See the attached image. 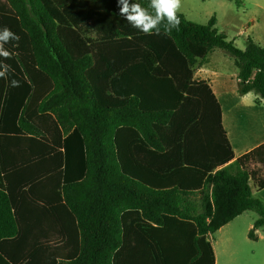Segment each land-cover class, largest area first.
Returning <instances> with one entry per match:
<instances>
[{
	"label": "trees",
	"instance_id": "trees-1",
	"mask_svg": "<svg viewBox=\"0 0 264 264\" xmlns=\"http://www.w3.org/2000/svg\"><path fill=\"white\" fill-rule=\"evenodd\" d=\"M180 17L145 35L116 0H0V28L20 37L0 79V264H216L212 236L251 210L256 238L264 144L235 156L194 73L220 48L260 103L264 46Z\"/></svg>",
	"mask_w": 264,
	"mask_h": 264
},
{
	"label": "rangeland",
	"instance_id": "rangeland-1",
	"mask_svg": "<svg viewBox=\"0 0 264 264\" xmlns=\"http://www.w3.org/2000/svg\"><path fill=\"white\" fill-rule=\"evenodd\" d=\"M180 13L200 24L208 23L215 16L217 29L241 49L246 47L248 38L264 45V0H182ZM215 51L222 57L218 70H212L226 77L236 74L234 58L222 49ZM255 198L264 203L261 196L255 195ZM259 217L256 211H246L212 236L216 264H264V226L256 230L255 239L249 237Z\"/></svg>",
	"mask_w": 264,
	"mask_h": 264
},
{
	"label": "crops",
	"instance_id": "crops-1",
	"mask_svg": "<svg viewBox=\"0 0 264 264\" xmlns=\"http://www.w3.org/2000/svg\"><path fill=\"white\" fill-rule=\"evenodd\" d=\"M255 42L260 45L262 44L261 41L256 40ZM221 57V54L216 52L215 49L210 52L205 61H201L196 65L194 78L198 81H207L220 101L223 111V126L233 147L235 156L238 158L264 144V100L256 103L258 96L255 93L249 92L245 95L239 93L238 71L236 74L230 75V77L213 71V68L218 70ZM234 77L236 80L233 79ZM234 81L236 84L233 83ZM233 84L236 87L232 86ZM21 180V172L15 171L10 174V190L12 193L17 194V196L18 194L20 195L19 186ZM258 191V194L253 191V195L264 198L262 196L264 195V190ZM51 236L53 242L54 240H63L56 231Z\"/></svg>",
	"mask_w": 264,
	"mask_h": 264
},
{
	"label": "clouds",
	"instance_id": "clouds-1",
	"mask_svg": "<svg viewBox=\"0 0 264 264\" xmlns=\"http://www.w3.org/2000/svg\"><path fill=\"white\" fill-rule=\"evenodd\" d=\"M119 14L133 28L145 35H169L179 30L182 0H149L147 6L133 0H116ZM20 37L7 26L0 28V79H8L11 66L4 61L13 58V52L6 47ZM10 86L18 87L19 81L11 80Z\"/></svg>",
	"mask_w": 264,
	"mask_h": 264
}]
</instances>
